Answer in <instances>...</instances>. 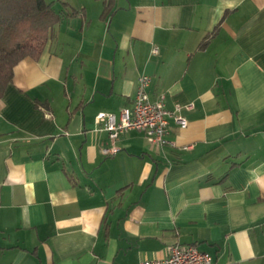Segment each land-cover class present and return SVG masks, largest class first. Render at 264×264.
<instances>
[{
    "label": "crops",
    "instance_id": "0c3cea01",
    "mask_svg": "<svg viewBox=\"0 0 264 264\" xmlns=\"http://www.w3.org/2000/svg\"><path fill=\"white\" fill-rule=\"evenodd\" d=\"M50 2L49 41L0 94V264H138L174 244L264 264V0ZM141 75L187 121L168 119L170 144L94 123Z\"/></svg>",
    "mask_w": 264,
    "mask_h": 264
},
{
    "label": "built area",
    "instance_id": "2783aa9c",
    "mask_svg": "<svg viewBox=\"0 0 264 264\" xmlns=\"http://www.w3.org/2000/svg\"><path fill=\"white\" fill-rule=\"evenodd\" d=\"M153 54L157 49L152 50ZM150 78L141 75L137 79V90L131 107L120 109L118 115L99 112L94 120L97 128L107 132L110 140H116L128 130H140L148 143L156 146L170 144L168 135V119L171 118L180 128L187 126L186 119L180 114V108L168 111L164 107V98L158 97L150 101L147 88ZM192 104L186 105L191 108ZM115 148L102 149L105 155L113 154ZM138 264H214L211 255L200 251L195 245L174 244L167 248V254L160 259H143Z\"/></svg>",
    "mask_w": 264,
    "mask_h": 264
},
{
    "label": "trees",
    "instance_id": "16d2710c",
    "mask_svg": "<svg viewBox=\"0 0 264 264\" xmlns=\"http://www.w3.org/2000/svg\"><path fill=\"white\" fill-rule=\"evenodd\" d=\"M59 20L53 2L0 0V94L19 61L42 53Z\"/></svg>",
    "mask_w": 264,
    "mask_h": 264
},
{
    "label": "rangeland",
    "instance_id": "374dc122",
    "mask_svg": "<svg viewBox=\"0 0 264 264\" xmlns=\"http://www.w3.org/2000/svg\"><path fill=\"white\" fill-rule=\"evenodd\" d=\"M46 2H50V0H45ZM57 1H59L60 2V0H57ZM58 5V4H57Z\"/></svg>",
    "mask_w": 264,
    "mask_h": 264
}]
</instances>
